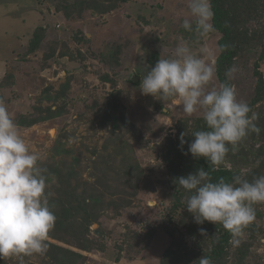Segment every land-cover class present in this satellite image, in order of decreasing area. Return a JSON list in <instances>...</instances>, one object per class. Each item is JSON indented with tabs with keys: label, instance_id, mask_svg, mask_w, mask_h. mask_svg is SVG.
<instances>
[{
	"label": "rangeland",
	"instance_id": "obj_1",
	"mask_svg": "<svg viewBox=\"0 0 264 264\" xmlns=\"http://www.w3.org/2000/svg\"><path fill=\"white\" fill-rule=\"evenodd\" d=\"M222 3L238 44L231 65L238 71L226 78L258 115L261 131L218 168L251 181L264 175V0ZM187 4L0 0V100L30 149L44 157L57 217L47 253L24 257L23 264H195L214 246L212 222H195L176 183L192 171L183 161L176 171L167 160H174L172 146L192 155L188 145L204 128L202 112L187 116L178 99L163 102L140 88L181 42L213 66L208 89L221 85L216 61L223 35L215 28L203 37L186 31ZM254 208L256 219L240 243L231 238L212 264H264V203Z\"/></svg>",
	"mask_w": 264,
	"mask_h": 264
},
{
	"label": "clouds",
	"instance_id": "obj_2",
	"mask_svg": "<svg viewBox=\"0 0 264 264\" xmlns=\"http://www.w3.org/2000/svg\"><path fill=\"white\" fill-rule=\"evenodd\" d=\"M187 6L191 20L183 21L186 31L203 37L215 30L210 0H188ZM237 71L234 65L226 76L231 79ZM213 77V66L181 42L170 58L158 59L143 77L140 88L144 95L159 97L163 102L178 99L187 116L202 112L207 130L192 134L194 140L188 145V152L218 168L230 150L235 151L250 133L259 134L261 129L255 123L258 115L246 101L238 99L234 86L224 83L208 89ZM183 137L182 133L181 146L186 143ZM74 142L75 138L69 139L70 144ZM43 159L39 152L30 149L0 100V260L16 257L23 264L24 257L42 256L48 251L49 233L57 217L50 205V173L42 166ZM176 183L186 193L185 208L195 222L222 225L234 245L240 243L244 230L256 219L254 205L264 203V175L251 181L235 175L232 182L224 178L213 182L209 172L201 167L179 177ZM195 264L212 261L203 255Z\"/></svg>",
	"mask_w": 264,
	"mask_h": 264
},
{
	"label": "trees",
	"instance_id": "obj_3",
	"mask_svg": "<svg viewBox=\"0 0 264 264\" xmlns=\"http://www.w3.org/2000/svg\"><path fill=\"white\" fill-rule=\"evenodd\" d=\"M223 0H210L212 10L214 12L213 16V25L216 30H219L223 37L220 40L221 47V56L216 61V75L221 84L229 83L226 78V72L231 67L235 58L238 55V44L233 40L234 26H232V13L229 12L224 7L222 3ZM237 33H240L238 30ZM134 77V75H133ZM130 80L134 82L131 78ZM230 84V83H229ZM203 130H207V126L205 121H203ZM173 148L172 157L174 160H171V156L168 157V162L172 167L179 171L177 165L180 161L185 163L187 170H191L195 172L199 168L203 167L206 171L209 172L211 179L213 182H217L220 178H224L227 182H232L233 177L236 175L233 171L223 169V168H212L203 158H194L192 155L187 156L183 152L182 147H178V150ZM182 153V154H181ZM179 160L177 164H174L175 159ZM175 171V174L178 172ZM180 172V171H179ZM212 226L216 229L217 238L215 239L214 246L206 252L207 257H209L212 261H216L220 259L224 253L225 247L228 245L229 240L232 238L231 234L225 230L222 225L212 223ZM166 264V263H162Z\"/></svg>",
	"mask_w": 264,
	"mask_h": 264
}]
</instances>
